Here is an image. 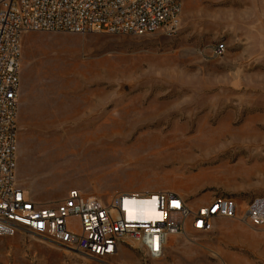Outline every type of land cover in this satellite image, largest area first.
I'll use <instances>...</instances> for the list:
<instances>
[{
    "label": "rangeland",
    "instance_id": "obj_1",
    "mask_svg": "<svg viewBox=\"0 0 264 264\" xmlns=\"http://www.w3.org/2000/svg\"><path fill=\"white\" fill-rule=\"evenodd\" d=\"M17 124L16 180L42 205L72 187L171 190L192 207L263 194L264 0H183L173 34L24 33ZM205 128L220 139L196 141ZM180 140L204 150L159 158ZM0 264H264V227L218 218L159 258L123 243L104 260L19 229L0 236Z\"/></svg>",
    "mask_w": 264,
    "mask_h": 264
},
{
    "label": "built area",
    "instance_id": "obj_2",
    "mask_svg": "<svg viewBox=\"0 0 264 264\" xmlns=\"http://www.w3.org/2000/svg\"><path fill=\"white\" fill-rule=\"evenodd\" d=\"M183 0H0V236L19 229L104 260L123 243L159 258L171 234L207 232L218 218L264 227V193L246 202L218 195L196 207L171 190L128 191L106 199L69 188L42 205L16 180L21 39L28 31L108 32L137 36L177 31ZM223 43L212 47L215 56ZM76 218L77 228L69 227Z\"/></svg>",
    "mask_w": 264,
    "mask_h": 264
},
{
    "label": "bare ground",
    "instance_id": "obj_3",
    "mask_svg": "<svg viewBox=\"0 0 264 264\" xmlns=\"http://www.w3.org/2000/svg\"><path fill=\"white\" fill-rule=\"evenodd\" d=\"M206 129V128H205ZM211 130V129H210ZM209 129H206L202 134L199 135V137L197 138L196 141L198 142H202V143H209L212 139H217L219 140L220 139V136L218 135H210L211 134V131ZM204 140V141H203ZM210 140V141H209ZM188 141L186 140H180L179 141V145H175L176 147H180V146H186L187 148L186 149H180V150H177L176 147H172L170 149H173V150H168L167 152L165 153H162L159 155V158L162 160H165V159H180V158H189V157H192L194 155V151L195 150H199L200 152H202L204 149L201 148L199 146V144H194L191 146L188 145L187 143ZM204 146V145H202Z\"/></svg>",
    "mask_w": 264,
    "mask_h": 264
}]
</instances>
